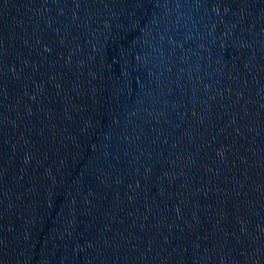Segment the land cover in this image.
<instances>
[{
	"label": "water",
	"instance_id": "1",
	"mask_svg": "<svg viewBox=\"0 0 264 264\" xmlns=\"http://www.w3.org/2000/svg\"><path fill=\"white\" fill-rule=\"evenodd\" d=\"M0 264H264V0H0Z\"/></svg>",
	"mask_w": 264,
	"mask_h": 264
}]
</instances>
